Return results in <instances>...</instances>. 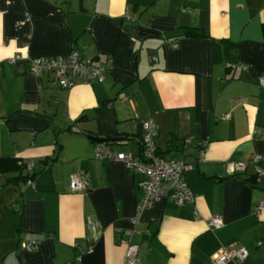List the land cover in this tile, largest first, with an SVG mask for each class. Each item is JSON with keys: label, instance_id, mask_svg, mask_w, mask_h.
I'll return each mask as SVG.
<instances>
[{"label": "crops", "instance_id": "obj_1", "mask_svg": "<svg viewBox=\"0 0 264 264\" xmlns=\"http://www.w3.org/2000/svg\"><path fill=\"white\" fill-rule=\"evenodd\" d=\"M72 51L104 80L28 72L29 58ZM0 57V264H124L143 177L95 159L90 136L131 137L116 149L137 157L147 118L159 154L191 165L194 202L141 213L139 264H213L231 244L249 252L241 264H264V174L225 167L264 155V0H0ZM79 170L86 189L72 191ZM30 239L39 248L22 250Z\"/></svg>", "mask_w": 264, "mask_h": 264}, {"label": "built area", "instance_id": "obj_2", "mask_svg": "<svg viewBox=\"0 0 264 264\" xmlns=\"http://www.w3.org/2000/svg\"><path fill=\"white\" fill-rule=\"evenodd\" d=\"M126 18L131 19V15L126 14ZM21 58V55L15 53L8 58L10 64L15 63ZM28 72L40 77L45 73H50L53 79L61 87H69L76 81L83 82H101L105 78V66L95 65L89 59L81 58L77 51L67 57H46L37 56L29 58ZM258 83L264 86V76L259 77ZM124 94L120 93L119 98ZM222 119H228L229 115L224 114ZM158 136V130L152 118L143 121V134L139 138V155L136 157L129 151H119L116 145H122L128 142L131 137L120 138L113 143L98 142L94 145L93 156L99 160H113L124 164L129 171L141 175L143 178L139 181V187L142 195L136 207V213L130 220V227L124 233L123 242L126 245L124 264H139L138 245L133 242V236L141 233L139 224L141 222V213L153 207L158 201L169 198L177 205L194 202V194L184 180V171L191 168L190 164L183 163L174 159H166L157 152L155 139ZM186 142H190L187 138ZM202 158L203 151L199 153ZM264 161V155H253L248 160L226 161V171L230 174L243 173L248 165L255 167L258 174H264L259 167V163ZM25 168L32 170L35 161L29 159L24 162ZM88 181L87 174L79 170L70 177L69 187L72 191H83L86 189ZM27 185L34 186V181L28 179ZM256 213L264 210V202H260L254 208ZM223 224L219 215L211 216L207 219V225L210 229L218 228ZM256 245H260L257 242ZM19 246L25 251H35L39 248V241L30 239L21 241ZM248 250L242 246L231 244L228 248H223L216 253L212 260L213 264H241L248 257Z\"/></svg>", "mask_w": 264, "mask_h": 264}, {"label": "trees", "instance_id": "obj_3", "mask_svg": "<svg viewBox=\"0 0 264 264\" xmlns=\"http://www.w3.org/2000/svg\"><path fill=\"white\" fill-rule=\"evenodd\" d=\"M126 136H122V137H120V138H125ZM107 141H109V142H111V143H113V142H115L116 140H118V139H120V138H118V139H115V138H111V137H104ZM109 139H111V140H109ZM157 152L159 153V151L157 150ZM17 165V167L18 168H25V163L24 162H20V163H18L17 161L15 162V166ZM2 169L3 168H0V172L2 171ZM33 178V175H26V176H23V180H24V182H26L28 179H32Z\"/></svg>", "mask_w": 264, "mask_h": 264}, {"label": "water", "instance_id": "obj_4", "mask_svg": "<svg viewBox=\"0 0 264 264\" xmlns=\"http://www.w3.org/2000/svg\"><path fill=\"white\" fill-rule=\"evenodd\" d=\"M90 139L94 142H104V141H107L105 138H102V137H94V136H90ZM111 140V139H109Z\"/></svg>", "mask_w": 264, "mask_h": 264}, {"label": "clouds", "instance_id": "obj_5", "mask_svg": "<svg viewBox=\"0 0 264 264\" xmlns=\"http://www.w3.org/2000/svg\"><path fill=\"white\" fill-rule=\"evenodd\" d=\"M3 57H0V59H2Z\"/></svg>", "mask_w": 264, "mask_h": 264}]
</instances>
